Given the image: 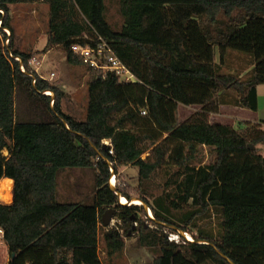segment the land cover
Returning a JSON list of instances; mask_svg holds the SVG:
<instances>
[{"label":"trees","instance_id":"1","mask_svg":"<svg viewBox=\"0 0 264 264\" xmlns=\"http://www.w3.org/2000/svg\"><path fill=\"white\" fill-rule=\"evenodd\" d=\"M37 1L0 0V182L14 181L13 207L48 212L59 226L89 209L102 223L115 209L120 224L104 240L117 264L125 261L128 237L160 248L153 264H264L263 126L235 128L213 122L206 111L180 117L181 105L258 111L264 0H120L119 30L107 19L105 0H42L49 6L47 46L22 51L14 46L11 7ZM99 38L136 83H121L72 50L96 46ZM55 49L70 66L89 72L83 120L64 111L66 93L31 67ZM130 167L138 169V182L123 186ZM65 169L95 171L92 203L58 200V174ZM113 174L120 181L116 191L109 185ZM118 194L142 200L154 219L145 205H121ZM31 223L23 221L9 242V264H104L97 241L58 242L56 226L38 234L26 257L22 233ZM170 232L180 241H170Z\"/></svg>","mask_w":264,"mask_h":264},{"label":"rangeland","instance_id":"2","mask_svg":"<svg viewBox=\"0 0 264 264\" xmlns=\"http://www.w3.org/2000/svg\"><path fill=\"white\" fill-rule=\"evenodd\" d=\"M107 5V19L114 29H121L124 25V18L120 11V0H105ZM49 6L42 0L35 3H23L11 7L12 26L14 28V46L22 51L42 52L48 43V17ZM11 32V31H10ZM8 35V34H7ZM9 36V35H8ZM5 44V43H4ZM9 45V44H8ZM7 47V44H5ZM232 48L243 52H251L252 48L247 45H235ZM36 64L31 67L50 80L54 85L60 87L67 95L63 102V108L79 120L85 119L88 104V80L89 72L82 66H70L67 63L66 56L58 49L50 50L45 55H38ZM218 61L220 56L218 55ZM55 77L52 78V74ZM50 92V91H48ZM50 94V93H48ZM54 97V93H51ZM198 111H206L210 113L212 121L216 123L232 124L235 128L242 126V120L245 115H254L253 111L237 107L222 106H195L186 107L181 105L180 117L184 121L191 114ZM264 113V112H263ZM264 151V146H262ZM7 155V152L5 153ZM146 155L144 156V158ZM117 180V179H116ZM58 200L65 203H81L90 204L94 201L97 189V178L94 170L86 169H65L58 174ZM162 181L157 180V185ZM138 182V169L130 167L123 172V186L125 183L135 184ZM120 181H116V185ZM13 190V189H12ZM158 194L159 190H152ZM11 201H2L0 199V227L7 231V244L0 247V264L10 263L9 242L15 236L19 226L23 221L31 220L22 233V241L26 244L24 254L29 256L31 244L39 233L45 232L53 226L66 227L65 230L57 229L58 242H93L90 231L95 229L94 235L99 236V252L104 264H117L116 261L111 262L105 251L104 233L109 229L119 225V220L115 217L111 227H104L93 217V210H87L79 220L59 226L52 221L50 213L39 209L16 210L13 207V193ZM150 219L152 217L147 214ZM148 223V222H147ZM152 225V223H149ZM78 237L76 236L77 234ZM169 237H174L175 241H180V237L170 232ZM158 252V254H157ZM161 255L160 249H150L141 246L139 239L135 237L126 238L125 261L123 264H153L155 258Z\"/></svg>","mask_w":264,"mask_h":264},{"label":"built area","instance_id":"3","mask_svg":"<svg viewBox=\"0 0 264 264\" xmlns=\"http://www.w3.org/2000/svg\"><path fill=\"white\" fill-rule=\"evenodd\" d=\"M2 26V21H0V27ZM5 32L11 36L9 29H5ZM9 38L4 41L5 44H9ZM73 52L81 57L85 64L90 67L101 69L105 72L110 71L116 74L121 83H136L138 80L134 74L129 70V68L117 57L115 52L105 43L102 38H99L96 46L92 45H74L72 47ZM12 56V55H11ZM21 61V59L16 58ZM37 59H33L31 64H36ZM21 70L25 72L24 66L21 64ZM55 77V74H52V78ZM47 94V92H46ZM52 95V94H48ZM54 102H52L53 105ZM146 114V112H143ZM105 146L111 148V141H104ZM112 154L113 151L110 150ZM114 177V176H113ZM116 187V185H115ZM12 194V192H11ZM113 222V221H112ZM138 224L135 223V226ZM170 241H175L174 237H169ZM7 244V233L4 228L0 227V247Z\"/></svg>","mask_w":264,"mask_h":264},{"label":"crops","instance_id":"4","mask_svg":"<svg viewBox=\"0 0 264 264\" xmlns=\"http://www.w3.org/2000/svg\"><path fill=\"white\" fill-rule=\"evenodd\" d=\"M258 96H259V109H258V111L257 112H253L254 113V115H252V116H249L248 114L247 115H245L244 116V118H243V120H242V125H243V123H251V124H257V125H262L263 126V128H264V84L263 85H259L258 86ZM222 107H226V106H222ZM211 120H212V118H211ZM236 127V126H235ZM242 127V126H241ZM259 149H260V154L262 155V156H264V151H263V149H262V146H260L259 147ZM126 170V169H125ZM4 180H6V179H3L2 181H4ZM8 180H11V179H8ZM1 181V182H2ZM13 181V180H12ZM13 188H14V181H13ZM12 193H13V190H12ZM94 212V215H93V217L95 218V220L97 219H99V220H101V217H100V215H99V213H97V212H95V211H93ZM65 226V225H64ZM68 226V225H67ZM64 228H66V227H59V228H57L58 230H62V231H64L65 229ZM94 231H95V229L93 228V230H91L90 231V234H91V236H93V239H91V240H97L98 241V243H99V236H98V238H96L95 237V235H94ZM76 234H77V232H75ZM78 235L79 234H77L76 236L78 237ZM136 238V237H135ZM138 239V238H137ZM89 242H91V241H89ZM150 249H154V248H150ZM155 249H160V248H155ZM161 251V250H160ZM157 254H158V252H157Z\"/></svg>","mask_w":264,"mask_h":264},{"label":"bare ground","instance_id":"5","mask_svg":"<svg viewBox=\"0 0 264 264\" xmlns=\"http://www.w3.org/2000/svg\"><path fill=\"white\" fill-rule=\"evenodd\" d=\"M48 93L51 94L52 92H47V94ZM116 181H117L116 177H112L110 180L111 185L115 186ZM12 189H13V181L12 180L6 179V180L0 182V199L2 201L4 200L7 202L11 201ZM121 204H123V205H137V206L143 205L142 201L139 199L134 198L132 201H128L125 197H121ZM149 215L151 217H154L151 210H149ZM186 235H187L189 241H193V238L189 234H186Z\"/></svg>","mask_w":264,"mask_h":264},{"label":"water","instance_id":"6","mask_svg":"<svg viewBox=\"0 0 264 264\" xmlns=\"http://www.w3.org/2000/svg\"><path fill=\"white\" fill-rule=\"evenodd\" d=\"M250 148H252V146H250ZM115 176L114 174L112 175V177ZM111 177V178H112ZM109 185L111 187L112 190L116 191V187L115 186H112L111 183L109 182ZM119 195V194H118ZM133 200V199H132ZM131 200V201H132ZM140 200V199H139ZM142 201V200H141ZM119 203L121 204V196L119 195ZM143 205H145V203L142 201ZM123 205V204H121ZM145 209H146V212L147 214H149V207H147L145 205ZM116 210L115 209H108L102 216V224L104 227H111V225H113V220L115 219L116 217ZM152 219H154V217H152ZM180 233L188 240V237L186 235V233L180 231ZM189 241V240H188ZM225 257V256H224Z\"/></svg>","mask_w":264,"mask_h":264}]
</instances>
